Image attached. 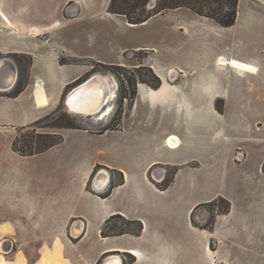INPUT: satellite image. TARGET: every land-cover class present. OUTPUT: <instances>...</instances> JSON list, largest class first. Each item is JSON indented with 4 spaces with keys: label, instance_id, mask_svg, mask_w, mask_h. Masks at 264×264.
Masks as SVG:
<instances>
[{
    "label": "crops",
    "instance_id": "crops-1",
    "mask_svg": "<svg viewBox=\"0 0 264 264\" xmlns=\"http://www.w3.org/2000/svg\"><path fill=\"white\" fill-rule=\"evenodd\" d=\"M243 1L223 27L185 7L131 24L111 0H0V52L30 58L0 63V264H264V78L240 51L264 16ZM98 64L160 85L138 82L117 128L82 116L93 126L18 152L68 86L115 87Z\"/></svg>",
    "mask_w": 264,
    "mask_h": 264
},
{
    "label": "rangeland",
    "instance_id": "rangeland-1",
    "mask_svg": "<svg viewBox=\"0 0 264 264\" xmlns=\"http://www.w3.org/2000/svg\"><path fill=\"white\" fill-rule=\"evenodd\" d=\"M191 4L196 8H201L206 13H214L218 17L221 18V13L218 8L220 7V0H205V2L198 3V0H183ZM208 1V2H207ZM258 3L260 6L259 13L264 16V0H244L243 1V9L246 11L251 6L250 4ZM160 1H149L147 3V11L154 9ZM145 10L137 9V13H142ZM261 11V12H260ZM243 29H239L238 36H242ZM234 33V32H233ZM226 37L230 38L232 33L225 32ZM236 33H234V37ZM243 51L244 54L248 56H252L253 60L259 65L260 79L264 78V37L263 40L259 38V41H248L247 46L240 50ZM239 51V52H240ZM242 52V54H243ZM143 59L140 54H133L130 56V61H132L133 65H140L141 60ZM16 61L21 70H26L29 64L28 58L23 56L18 57H9V56H0V63L4 61ZM97 70L101 71V74L110 75L115 78L117 83V98L114 102V111L110 117L107 118L106 126L110 128L119 127L123 115L128 111V109L132 106V94L135 88V85L138 82L146 81V82H154V78L146 68H126V69H113L111 72L109 70L104 69L97 65ZM114 80V79H113ZM23 82V80H21ZM20 82V84H21ZM264 89V88H263ZM70 92V89L66 90L62 96V100L58 107L51 112L46 118L42 119L38 123L34 125L22 129L19 131V134L16 139L15 149L21 152L24 155H30L38 152L49 144L59 140V132L62 129H65L69 125H74L77 128H84L87 126H93L94 121L89 119L88 117H83V115H75L72 114L67 106L66 99ZM91 118V117H90ZM94 119V118H93ZM264 125V122H263ZM264 130V128H263ZM217 208L221 210L228 209V205L226 202L220 200L216 204H213L208 207L211 211H215ZM130 261V260H129ZM107 264H114L113 261H108Z\"/></svg>",
    "mask_w": 264,
    "mask_h": 264
},
{
    "label": "trees",
    "instance_id": "trees-1",
    "mask_svg": "<svg viewBox=\"0 0 264 264\" xmlns=\"http://www.w3.org/2000/svg\"><path fill=\"white\" fill-rule=\"evenodd\" d=\"M149 1H157V2L160 1V4H158L154 9L147 11L146 10L147 3ZM220 1H221L219 3L220 7L218 8V10L222 15L221 18L218 17L214 13H206L201 8H196L192 6L191 4H189L188 2L185 3V1L183 0H111L110 12L113 14H120V15L125 16L128 22L131 24H141V23L146 22L148 19H150L154 15L163 13L167 10L185 7V8H189L193 10L195 13H197L200 16L209 17V18L214 19L218 24H220L223 27L233 26L238 16L239 0H220ZM201 2H205V0H198L199 4H202ZM137 9H143L145 11L142 13H137L136 12ZM0 56H3V53L0 52ZM28 60L30 63V58H28ZM98 66L103 67L104 69L109 70L110 72L113 69H125L123 67L115 66V65L98 64ZM96 67L97 65H95V68H94L95 72L99 71L96 69ZM148 71L154 78V82H146V81H142V82L148 83L154 88H157L160 85V79L152 72V70L148 69ZM136 87H137V84L135 85V88L132 94V100H134L135 95H136ZM68 89H70L71 91L73 88L71 89V86H68L66 90ZM22 90H23V84L21 83L14 89V91L12 92V96L19 95L22 92ZM66 128H77V127L74 125H69ZM61 140H62V137L60 136L59 140L49 144L48 146L44 147L43 149L39 150L36 153L45 151L51 146L59 143Z\"/></svg>",
    "mask_w": 264,
    "mask_h": 264
},
{
    "label": "bare ground",
    "instance_id": "bare-ground-1",
    "mask_svg": "<svg viewBox=\"0 0 264 264\" xmlns=\"http://www.w3.org/2000/svg\"><path fill=\"white\" fill-rule=\"evenodd\" d=\"M114 82H115V87H112L110 86L112 85L111 83L109 84L103 82V80L99 76L97 77L96 80L90 82V84L86 88V93L81 95L80 100L76 99V102L80 103V107L83 108L84 110L95 108L96 110L95 112H98L99 110L100 112L93 113L91 115H83V116H89L91 118H94L95 120H105L111 116V114L114 111L113 104L117 98V83L115 80ZM68 101L70 105L72 103L76 104L74 98L72 99L69 98ZM109 261H113L114 264H120V261L117 257Z\"/></svg>",
    "mask_w": 264,
    "mask_h": 264
},
{
    "label": "water",
    "instance_id": "water-1",
    "mask_svg": "<svg viewBox=\"0 0 264 264\" xmlns=\"http://www.w3.org/2000/svg\"><path fill=\"white\" fill-rule=\"evenodd\" d=\"M97 77L95 79H89L79 85H77L76 87H74L68 94L67 99H66V106L68 108V110L75 115H91L93 113H99L100 110L98 112H95V108L94 109H89V110H84L83 108L80 107V103L76 102L77 100H80L81 95L86 93V88L87 86L90 84V82L96 80ZM9 87V86H8ZM7 87V88H8ZM69 98H74V101L76 102V104L72 103L71 105L69 104ZM97 104V103H94ZM74 107V108H73Z\"/></svg>",
    "mask_w": 264,
    "mask_h": 264
}]
</instances>
